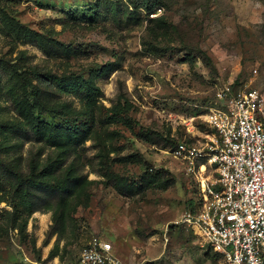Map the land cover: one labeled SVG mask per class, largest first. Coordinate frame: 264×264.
Returning a JSON list of instances; mask_svg holds the SVG:
<instances>
[{"label":"rangeland","instance_id":"374dc122","mask_svg":"<svg viewBox=\"0 0 264 264\" xmlns=\"http://www.w3.org/2000/svg\"><path fill=\"white\" fill-rule=\"evenodd\" d=\"M0 59V159L27 170L35 157L52 176L74 164L78 182L36 187L31 211L0 172V264H78L94 236L119 264H227L185 220L202 168L175 149L213 143L205 115L220 94L264 98V0H0ZM31 69L66 78L50 88L60 113H30ZM29 118L83 139L39 140Z\"/></svg>","mask_w":264,"mask_h":264},{"label":"built area","instance_id":"2783aa9c","mask_svg":"<svg viewBox=\"0 0 264 264\" xmlns=\"http://www.w3.org/2000/svg\"><path fill=\"white\" fill-rule=\"evenodd\" d=\"M205 118L215 130L203 149L180 143L177 154L200 161L199 198L185 220L227 264H264V98L252 88L231 96ZM208 168L211 173L206 174ZM78 264H119L110 241L94 236Z\"/></svg>","mask_w":264,"mask_h":264},{"label":"trees","instance_id":"16d2710c","mask_svg":"<svg viewBox=\"0 0 264 264\" xmlns=\"http://www.w3.org/2000/svg\"><path fill=\"white\" fill-rule=\"evenodd\" d=\"M27 36L29 38L32 37L31 34H28ZM0 67L10 71L8 64L3 62L2 59H0ZM20 75L24 76V73L22 72ZM32 80H36L35 83H33ZM24 81L26 83L25 91H28V87H31L30 94H32L33 96L32 98H26V102L28 103L30 108V113L35 107L54 114L60 113L61 110H63L66 101L59 99L56 96L55 91L53 89L50 90V88L55 83L59 84L60 86H67L68 83H66L65 77L49 73L47 71H44L43 69H31V71L28 72L27 77H24ZM84 84L86 86L85 92L87 93L101 92L100 87L89 83L88 80ZM20 110L23 113L22 109ZM29 121L31 122L30 124L32 126V134L37 139H50L53 140V142L57 143V145H69L70 147H72V145L82 141L84 136L79 129L65 131L64 128H61L60 126L58 127L59 129L52 128L48 132L43 133L42 127L44 125L41 126V124H39L37 120H32L31 118H29ZM75 127L79 128L78 126ZM20 128L21 123L17 121H13L6 125V129H8L7 132L9 133L12 130ZM68 129L70 128L68 127ZM25 132L27 133L28 131ZM155 133L159 134L158 132L147 133V140L156 143L157 141L155 139ZM60 158L62 159L63 156L61 155ZM70 167V170H64L63 173L61 172L57 176H52L51 174L53 173L51 172L52 170H55L56 167H53V164L48 163H44V165H41L39 160L35 157L32 158L31 162L29 163V169L27 170L23 169V167L20 166L8 164L0 159V172H2L6 179L17 186L20 191L25 192L27 199L26 202L31 211L38 210L39 208L36 207L37 203H35L36 201H34V191H36V187L50 188L52 191L59 189L64 195H66L64 192H71L73 188H75V183L72 182V180L75 181L77 177L74 169V164L67 167L66 169Z\"/></svg>","mask_w":264,"mask_h":264},{"label":"bare ground","instance_id":"6f19581e","mask_svg":"<svg viewBox=\"0 0 264 264\" xmlns=\"http://www.w3.org/2000/svg\"><path fill=\"white\" fill-rule=\"evenodd\" d=\"M191 126V125H190Z\"/></svg>","mask_w":264,"mask_h":264}]
</instances>
